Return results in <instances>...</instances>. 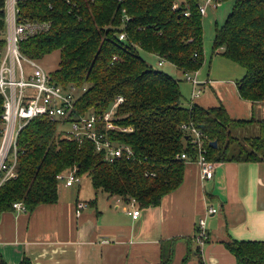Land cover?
<instances>
[{
    "label": "trees",
    "instance_id": "1",
    "mask_svg": "<svg viewBox=\"0 0 264 264\" xmlns=\"http://www.w3.org/2000/svg\"><path fill=\"white\" fill-rule=\"evenodd\" d=\"M231 1L230 12L215 28L212 52L243 68L236 81L241 99L264 101V0ZM72 2L77 10L62 0L26 1L23 15L32 21L51 20V27L24 38L20 50L33 60L59 52L50 76L64 88H78L76 115L102 113L121 96L114 122L131 129L108 135L129 145L133 155L109 162L91 141L69 138L59 122L33 118L18 134L17 176L0 186V213L13 210L14 202L26 211L55 203L57 176L73 169L89 177L96 193L126 203L134 200L138 209L157 206L183 180L180 154L193 150L180 126L189 121L206 137L208 160L264 162V118L232 119L222 105L183 106L178 80L140 54H155L183 73L197 71L204 60L198 0ZM121 33L124 39H119ZM245 129L253 134L241 136ZM224 245L239 264H264V241L229 240ZM0 264H7L1 255ZM19 264L32 262L24 256Z\"/></svg>",
    "mask_w": 264,
    "mask_h": 264
},
{
    "label": "crops",
    "instance_id": "2",
    "mask_svg": "<svg viewBox=\"0 0 264 264\" xmlns=\"http://www.w3.org/2000/svg\"><path fill=\"white\" fill-rule=\"evenodd\" d=\"M148 56L170 68L165 72L171 76L183 73ZM198 88L204 95H191L188 106L222 105L232 119L264 118V101L241 99L236 81L208 79ZM63 186L55 203L0 213V255L7 264H19L24 256L32 264H239L224 242L264 241V162H215L208 180L200 179L196 163L187 162L178 188L159 205L139 209L137 218L119 197L94 191L82 198L79 190H67L73 184ZM78 202L85 207L76 214ZM210 206L218 210L205 216ZM200 218L208 240L199 248L192 236Z\"/></svg>",
    "mask_w": 264,
    "mask_h": 264
},
{
    "label": "built area",
    "instance_id": "3",
    "mask_svg": "<svg viewBox=\"0 0 264 264\" xmlns=\"http://www.w3.org/2000/svg\"><path fill=\"white\" fill-rule=\"evenodd\" d=\"M28 0H1L0 6V96L2 97V113L0 115V186L7 180L17 176V137L28 121L36 117H47L66 126V134L77 141L89 140L94 144L96 152L103 154L105 160L113 162L123 156L129 158L133 152L129 145L112 140L109 131L127 132L131 128L121 127L114 122L115 108L123 100L118 96L114 103L102 113L92 111L76 115V100L80 92L75 86L66 88L56 84L50 73L40 67L35 60L24 55L20 50V42L31 35L47 31L51 20H28L23 15L22 6ZM65 4L76 8L72 0H62ZM218 0H203L198 3L201 15L208 7L215 8ZM176 5H173V8ZM187 15V12L184 13ZM39 21V22H38ZM121 33L119 39H124ZM23 62L28 63L32 71L26 73ZM162 60L158 62L160 65ZM189 74H193L189 76ZM184 76L191 81V95H198L197 71L185 72ZM180 128L187 133L186 140L192 153L182 152L180 158L185 162H194L199 168L201 180L213 177L215 162L208 160L205 154V141L202 130L192 121L182 123ZM59 182L66 185L79 182L75 169L57 176ZM127 213L137 218L139 209L134 200H130ZM85 207L83 202L76 205V214ZM14 210L26 211L21 202L12 204ZM217 208L210 206L205 216L216 213ZM197 247H202L208 240L205 219L200 218L195 225L192 236Z\"/></svg>",
    "mask_w": 264,
    "mask_h": 264
},
{
    "label": "rangeland",
    "instance_id": "4",
    "mask_svg": "<svg viewBox=\"0 0 264 264\" xmlns=\"http://www.w3.org/2000/svg\"><path fill=\"white\" fill-rule=\"evenodd\" d=\"M199 3H202L203 0H198ZM232 8V1L226 0V1H220L218 5L215 8L208 7L206 9V12L202 15V25H203V63L201 66L197 69V78L199 83H204L208 79H223V80H232V81H238L241 76L244 73L243 68L238 64L235 63L221 54H213L212 52V41L213 36L215 33L216 26H220L223 21L225 20V17L230 12ZM140 54L145 60L151 64L155 69L166 71L165 69L170 70V68H166V65L164 66H158L157 65V59L155 57L148 56L149 54L143 53L140 51ZM36 63L42 67L47 72H52L54 69L57 68L58 62H59V52L54 51L46 56H44L41 59L35 60ZM168 64V63H166ZM23 67L26 71V73H30L32 71L31 66L23 62ZM193 74H189V76H192ZM172 77L178 80L179 89L181 92V104L183 106L188 107L191 97V91H192V83L187 78V76H184V73L181 72H175L173 71ZM203 91L200 92L199 97L203 96L205 93V89H202ZM198 97V98H199ZM61 128L66 129L67 127L64 125H60ZM241 136H247L251 135V130H242ZM79 177V182H74L73 186L67 188V190H71V192L75 195L77 190H79V196L82 198H88L93 195L92 192H94V188L91 185L90 179L87 175L83 174ZM59 188L61 190V193L64 192V186L63 181L59 182ZM96 192V191H95ZM100 193V192H97ZM67 194V193H66ZM102 195H105L104 193H100Z\"/></svg>",
    "mask_w": 264,
    "mask_h": 264
},
{
    "label": "water",
    "instance_id": "5",
    "mask_svg": "<svg viewBox=\"0 0 264 264\" xmlns=\"http://www.w3.org/2000/svg\"><path fill=\"white\" fill-rule=\"evenodd\" d=\"M186 138H187V137H186ZM215 144H216V141H212V142H210V145L215 146Z\"/></svg>",
    "mask_w": 264,
    "mask_h": 264
}]
</instances>
